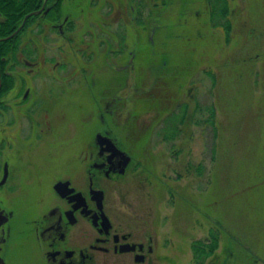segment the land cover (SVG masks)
Returning a JSON list of instances; mask_svg holds the SVG:
<instances>
[{
    "label": "flooded vegetation",
    "instance_id": "flooded-vegetation-1",
    "mask_svg": "<svg viewBox=\"0 0 264 264\" xmlns=\"http://www.w3.org/2000/svg\"><path fill=\"white\" fill-rule=\"evenodd\" d=\"M154 1H163L162 16L203 0H62L53 10L44 0L38 9L9 63L12 84L0 105V264H150V207L124 201L122 190L139 174L150 185V110L157 118L164 100L179 99L175 83L184 84L191 67L180 49L163 43L167 58H152L156 44L138 41L150 25L144 18L159 8ZM84 88L96 98L95 128L84 117L62 144L68 154L39 159L34 146L54 133L51 102ZM172 105L157 123L180 131L185 104Z\"/></svg>",
    "mask_w": 264,
    "mask_h": 264
},
{
    "label": "rangeland",
    "instance_id": "rangeland-1",
    "mask_svg": "<svg viewBox=\"0 0 264 264\" xmlns=\"http://www.w3.org/2000/svg\"><path fill=\"white\" fill-rule=\"evenodd\" d=\"M226 2L227 32L206 21L205 0L162 16L156 8L154 17L142 19L150 23L144 33L138 32L139 42L148 37L156 44L150 57L159 53L166 59L161 48L166 43L168 49L183 51L191 64L186 82L175 83L179 99L164 100L157 118L150 110L155 122L150 123V155L144 161L150 185L139 174V183L130 186L127 180L122 190L124 201L150 207V264H192L190 243L208 242L211 231L217 232V247L202 264H264V0ZM159 62L151 66L150 88L157 82ZM157 100L150 106L162 99ZM178 101L186 111L181 130L173 129L174 123L160 126L159 117ZM96 107L85 88L51 102L54 133L34 146L33 154L39 159L53 152L68 154L62 144L75 137L73 130L84 117L90 116L95 128L98 119L91 114ZM172 131L174 142H162V132L169 136Z\"/></svg>",
    "mask_w": 264,
    "mask_h": 264
},
{
    "label": "trees",
    "instance_id": "trees-1",
    "mask_svg": "<svg viewBox=\"0 0 264 264\" xmlns=\"http://www.w3.org/2000/svg\"><path fill=\"white\" fill-rule=\"evenodd\" d=\"M44 0H0V105L2 97L12 84L9 78V63L18 59L19 47L22 46L25 35L31 32L34 22L40 15L32 14L23 23L21 29L13 36V32L22 24L24 17L40 9ZM62 3V0H46V6L50 9H57ZM207 5L206 21L212 26L221 27L223 31L229 30V21L227 19V2L226 0H205ZM163 7V1L160 2ZM154 17V16H150ZM11 36V37H10ZM6 38V39H5ZM209 122H212L213 109L209 108ZM174 131L170 132L169 136L162 132V137L167 138L172 136ZM164 135V136H163ZM209 241H192L190 243L192 264H202L203 261L217 247L218 235L216 231L209 233Z\"/></svg>",
    "mask_w": 264,
    "mask_h": 264
},
{
    "label": "water",
    "instance_id": "water-1",
    "mask_svg": "<svg viewBox=\"0 0 264 264\" xmlns=\"http://www.w3.org/2000/svg\"><path fill=\"white\" fill-rule=\"evenodd\" d=\"M40 12V10H38V11H35V12H33V13H29V14H27L25 17H24V19H23V22H22V24L13 32V34L11 35V36H13V35H15L20 29H21V27H22V25H23V23L25 22V20L30 16V15H32V14H38ZM10 36V37H11ZM6 39V38H5Z\"/></svg>",
    "mask_w": 264,
    "mask_h": 264
}]
</instances>
